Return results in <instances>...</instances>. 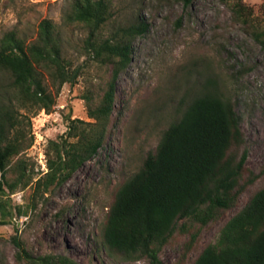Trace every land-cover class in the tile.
I'll list each match as a JSON object with an SVG mask.
<instances>
[{
	"label": "trees",
	"instance_id": "trees-1",
	"mask_svg": "<svg viewBox=\"0 0 264 264\" xmlns=\"http://www.w3.org/2000/svg\"><path fill=\"white\" fill-rule=\"evenodd\" d=\"M116 1L72 0L63 24L43 20L34 41L15 30L0 39V225L29 214L13 206L11 195L31 187L35 196L45 195L93 160L113 135L117 82L133 61L134 42L150 29L141 14L123 19ZM176 1L185 10L194 3ZM221 1L234 23L264 50V5L260 17L244 0ZM63 28L86 33L79 48L87 57L83 64L68 57ZM89 64L105 73L83 95L90 121L69 118L65 136L48 144L47 172L36 173L27 157L35 141L32 119L42 111L51 114L62 88L78 84ZM245 143L233 100L205 87L116 191L103 229L107 252L129 262L163 264L164 248L181 235L189 237L186 258L203 229L235 209L261 178L247 167ZM14 243L18 264H79L65 255H35L19 237ZM194 264H264V187L224 224Z\"/></svg>",
	"mask_w": 264,
	"mask_h": 264
},
{
	"label": "rangeland",
	"instance_id": "rangeland-1",
	"mask_svg": "<svg viewBox=\"0 0 264 264\" xmlns=\"http://www.w3.org/2000/svg\"><path fill=\"white\" fill-rule=\"evenodd\" d=\"M71 2L0 0V39L15 30L34 41L43 20L63 24ZM244 2L262 17L264 0ZM115 5L125 20L141 14L150 29L134 42L133 61L117 82L114 133L93 160L45 195L35 196L32 187L11 195L13 206H23L29 214L0 225V264H18L17 237L35 255H65L79 264H150L107 252L103 229L108 209L122 183L138 171L143 157L156 149L163 132L205 87L218 89L235 103L245 134L247 167L262 176L235 209L203 229L198 246L186 258L182 256L189 237L180 235L164 248L161 262L194 264L224 224L264 187L262 47L234 23L221 0H194L188 10L176 0H117ZM62 33L68 57L75 65L86 62L79 54L86 33L75 28H63ZM104 74L97 64H89L78 84L62 88L51 114L42 111L32 119L35 141L28 151L29 168L41 175L47 172L48 144L65 136L69 118L90 121L83 95Z\"/></svg>",
	"mask_w": 264,
	"mask_h": 264
}]
</instances>
